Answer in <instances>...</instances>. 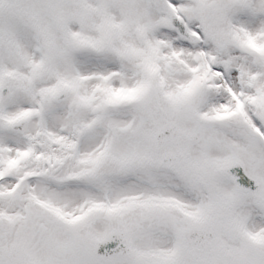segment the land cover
<instances>
[{"label":"snow or ice","instance_id":"obj_1","mask_svg":"<svg viewBox=\"0 0 264 264\" xmlns=\"http://www.w3.org/2000/svg\"><path fill=\"white\" fill-rule=\"evenodd\" d=\"M0 264H264V0H0Z\"/></svg>","mask_w":264,"mask_h":264}]
</instances>
